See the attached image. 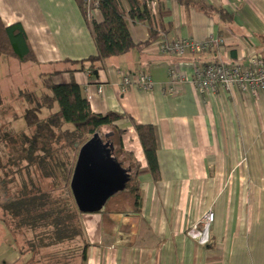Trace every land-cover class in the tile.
<instances>
[{"label": "crops", "instance_id": "obj_1", "mask_svg": "<svg viewBox=\"0 0 264 264\" xmlns=\"http://www.w3.org/2000/svg\"><path fill=\"white\" fill-rule=\"evenodd\" d=\"M204 1L224 9L233 22L186 12L165 0L169 15L162 23L171 29L164 40L213 39L210 52L181 58L160 54L159 41L108 59L100 71L86 67L54 78L57 85L76 83L92 113L122 116L113 142L120 148L113 158L122 169L130 170L131 158L147 170L136 126H151L156 134L160 180L147 173L138 178L139 212L126 188L101 212L80 215L90 245L87 264H264V94L254 99L238 91L209 95L192 84L194 68L211 61L246 65L251 52L264 58V0ZM153 8L158 15L156 4ZM94 16L100 20L97 12ZM0 19L5 26L21 25L37 66L47 73L63 61L96 56L74 0H0ZM131 36L135 44L145 43L146 27L132 26ZM169 69L184 77L173 96L163 92ZM139 73L151 77L152 90L122 91L121 78ZM209 209L214 214L209 240L199 245L189 232ZM9 234L0 224V264H27Z\"/></svg>", "mask_w": 264, "mask_h": 264}, {"label": "trees", "instance_id": "obj_2", "mask_svg": "<svg viewBox=\"0 0 264 264\" xmlns=\"http://www.w3.org/2000/svg\"><path fill=\"white\" fill-rule=\"evenodd\" d=\"M90 29L96 56L85 61H63L51 73H40L38 82L45 94L40 98L29 90L11 88L4 95L0 86V224L13 237L16 249L27 264H87L90 248L70 182L81 147L94 135L102 143L113 144L116 113L98 115L70 82L57 85L54 78L89 69L100 71L108 59L132 51L141 52L163 41L170 32L162 20L169 12L165 0H74ZM186 12L198 10L223 23L233 16L204 0H172ZM156 4L158 15L153 5ZM100 15V20L94 16ZM147 29L143 44H135L131 27ZM0 58L18 65H38L20 24L5 26L0 19ZM1 80V79H0ZM22 120L20 131L14 124ZM147 170L129 158L127 190L133 209L139 212L141 193L138 178L147 173L160 180L157 140L151 126H136ZM114 145V144H113ZM120 148L113 146L112 157ZM122 166V165H121ZM127 169V168H126Z\"/></svg>", "mask_w": 264, "mask_h": 264}, {"label": "built area", "instance_id": "obj_3", "mask_svg": "<svg viewBox=\"0 0 264 264\" xmlns=\"http://www.w3.org/2000/svg\"><path fill=\"white\" fill-rule=\"evenodd\" d=\"M87 1V9L88 1ZM216 42L210 39L204 43H194L190 40H163L159 44L160 54H171L175 57H185L187 54L200 55L210 52ZM169 83L164 95L173 96L175 85L180 84L184 77L175 69L168 70ZM153 80L144 73L126 75L121 78L120 87L125 91L129 87H136L144 91L153 88ZM192 84L198 92L204 94H216L218 91H238L252 99L259 94H264V58L255 52L249 54L246 65L225 64L219 61L194 68ZM105 89H100L102 94ZM214 221L211 209L203 213L197 225L189 232V236L199 245H205L209 240V230Z\"/></svg>", "mask_w": 264, "mask_h": 264}, {"label": "water", "instance_id": "obj_4", "mask_svg": "<svg viewBox=\"0 0 264 264\" xmlns=\"http://www.w3.org/2000/svg\"><path fill=\"white\" fill-rule=\"evenodd\" d=\"M130 171L112 157V147L94 135L80 149L74 166L70 190L80 214H95L106 203L124 192Z\"/></svg>", "mask_w": 264, "mask_h": 264}, {"label": "rangeland", "instance_id": "obj_5", "mask_svg": "<svg viewBox=\"0 0 264 264\" xmlns=\"http://www.w3.org/2000/svg\"><path fill=\"white\" fill-rule=\"evenodd\" d=\"M47 72H49L47 69L38 67L37 65H18L14 61L0 58V86L4 95L11 88H19L29 90L41 98L45 92L40 87L38 75ZM24 127L25 125L22 120L14 124V128L18 131Z\"/></svg>", "mask_w": 264, "mask_h": 264}]
</instances>
